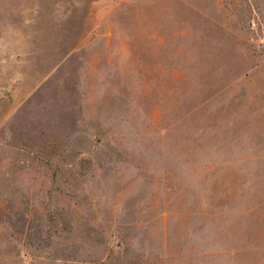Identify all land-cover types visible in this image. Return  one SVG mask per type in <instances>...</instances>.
Masks as SVG:
<instances>
[{
    "label": "rangeland",
    "instance_id": "374dc122",
    "mask_svg": "<svg viewBox=\"0 0 264 264\" xmlns=\"http://www.w3.org/2000/svg\"><path fill=\"white\" fill-rule=\"evenodd\" d=\"M0 264H264V0H0Z\"/></svg>",
    "mask_w": 264,
    "mask_h": 264
}]
</instances>
